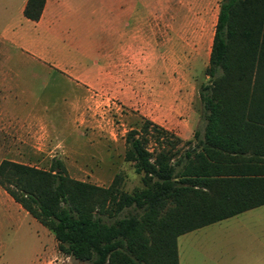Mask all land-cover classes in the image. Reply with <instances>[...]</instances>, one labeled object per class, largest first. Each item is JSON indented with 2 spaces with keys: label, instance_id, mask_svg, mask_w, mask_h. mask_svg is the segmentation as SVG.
I'll list each match as a JSON object with an SVG mask.
<instances>
[{
  "label": "trees",
  "instance_id": "obj_1",
  "mask_svg": "<svg viewBox=\"0 0 264 264\" xmlns=\"http://www.w3.org/2000/svg\"><path fill=\"white\" fill-rule=\"evenodd\" d=\"M44 1L24 14L38 19ZM205 71L192 138L146 116L126 132L140 186L74 178L59 158H3L0 186L79 263L179 264L180 234L264 204V0H220Z\"/></svg>",
  "mask_w": 264,
  "mask_h": 264
},
{
  "label": "rangeland",
  "instance_id": "obj_2",
  "mask_svg": "<svg viewBox=\"0 0 264 264\" xmlns=\"http://www.w3.org/2000/svg\"><path fill=\"white\" fill-rule=\"evenodd\" d=\"M182 2L153 0L148 12L140 3L139 59L132 70L133 77L139 75L133 83L140 97L136 104L127 99L132 96L90 88L53 64L0 42V161L9 158L50 168L59 158L74 178L106 186L119 174L123 189L140 186L141 174L124 158L126 132L139 128L146 116L176 134L188 135L181 136L185 140L201 123L197 90L208 78L212 11L205 14L208 24L199 26V13L182 9ZM88 30L91 42L74 45L88 47L91 58L116 41L94 26ZM128 45L124 50H130ZM69 57L79 55L72 51ZM89 61L87 52L82 63ZM147 69L154 75L156 89L176 80L194 88L196 124L186 123L190 117L174 105L163 113V101L144 97ZM148 146L153 148L152 140ZM177 245L180 264H258L253 256L259 257L260 252L264 258V204L182 233ZM60 260L83 264L66 259L54 234L0 186V264H58Z\"/></svg>",
  "mask_w": 264,
  "mask_h": 264
},
{
  "label": "crops",
  "instance_id": "obj_3",
  "mask_svg": "<svg viewBox=\"0 0 264 264\" xmlns=\"http://www.w3.org/2000/svg\"><path fill=\"white\" fill-rule=\"evenodd\" d=\"M152 1L45 0L40 17L34 20L24 14L27 0H0V42L8 43L22 52L53 64L90 88L113 91L121 95L124 93L127 97L132 96L133 98L127 99L132 104H136L137 97H140L133 83L138 82L139 75L133 77L132 70L133 67L136 68L139 59L137 48L140 3L141 9L148 12ZM219 4L220 0H183L180 7L186 11L198 12L196 25L199 26L208 24L205 14L212 11L210 21L214 31ZM148 24L147 17L146 26ZM91 26H94L99 33L111 34L116 39L114 45L100 48L94 58L89 56L88 47L78 49L74 45L81 40L91 42V39L87 38L90 33L88 28ZM128 40H130L129 45ZM126 45L130 46V50H124ZM72 51L77 52L79 57L68 59ZM87 52L90 61L87 64L82 63ZM149 55L148 53V57ZM141 77L144 78V75L142 74ZM157 87L156 89L153 73H149L147 69L146 89L143 90L146 96L144 97L163 101V113L174 105L175 109L185 112L190 117L191 120H186V123L198 122L199 117L192 107V100L196 95L194 88H189L186 83L177 80ZM198 127H201V123L196 128ZM178 135L189 137L182 132H178ZM253 257L257 260L256 263L264 264V258H261L260 252L259 257ZM178 262L180 264L179 254ZM243 264H251V262L246 261Z\"/></svg>",
  "mask_w": 264,
  "mask_h": 264
},
{
  "label": "built area",
  "instance_id": "obj_4",
  "mask_svg": "<svg viewBox=\"0 0 264 264\" xmlns=\"http://www.w3.org/2000/svg\"><path fill=\"white\" fill-rule=\"evenodd\" d=\"M71 256L69 255V254H66V259H69ZM63 262H65V260H60L59 262H58V264H62ZM68 264H71V263H68Z\"/></svg>",
  "mask_w": 264,
  "mask_h": 264
}]
</instances>
